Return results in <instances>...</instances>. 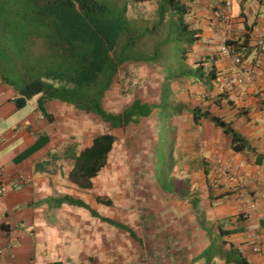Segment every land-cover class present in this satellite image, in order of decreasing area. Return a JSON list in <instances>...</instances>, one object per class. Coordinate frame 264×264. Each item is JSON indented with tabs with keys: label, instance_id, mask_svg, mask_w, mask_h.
Returning <instances> with one entry per match:
<instances>
[{
	"label": "trees",
	"instance_id": "1",
	"mask_svg": "<svg viewBox=\"0 0 264 264\" xmlns=\"http://www.w3.org/2000/svg\"><path fill=\"white\" fill-rule=\"evenodd\" d=\"M149 1L0 0V82L15 91L13 102L17 109L38 97L37 108L49 121H53L54 115L48 112V106L59 103L94 116L107 128L106 132L95 135L88 147L69 155L73 160L70 181L82 189H90L92 179L105 166L116 142L114 130L137 125L143 119H154L157 127L152 148L155 180L163 193L187 199L198 225L207 236L206 246L192 262L202 260L203 264H215L216 259L223 264H250L233 243L224 239L234 233L226 227L232 217L213 225L200 208V200L190 195L188 181L175 179V168L180 172L187 163V160L183 161L177 119L188 115L196 127L204 121L211 122L227 137L233 152L252 148L231 122L210 111L213 104L220 108L226 95L212 94L219 75L214 58L203 57L193 66L187 63L189 52L200 39V30L187 21L189 3L186 0H156L155 20L151 24L127 16L129 2ZM248 40L246 34L242 44L231 40L224 43L242 53L241 48L246 47ZM139 64L161 73L157 98L150 101L134 98L118 113L107 111L103 103L118 76L130 75L129 67ZM180 79L203 89L204 103L208 104L206 109L175 99L172 84ZM165 143L168 144L166 151ZM161 154L165 157L162 161ZM189 166L193 170L201 169L206 177L214 168L201 157L190 159ZM55 201L57 206L66 204L83 208L92 217L136 238L130 227L100 216L80 198L64 195ZM96 201L111 205V201L103 197H96ZM236 218L239 222L246 219L244 214H238ZM87 260V264H97L95 257ZM43 264L71 263L58 260ZM126 264L139 263L130 261Z\"/></svg>",
	"mask_w": 264,
	"mask_h": 264
},
{
	"label": "crops",
	"instance_id": "2",
	"mask_svg": "<svg viewBox=\"0 0 264 264\" xmlns=\"http://www.w3.org/2000/svg\"><path fill=\"white\" fill-rule=\"evenodd\" d=\"M186 1L191 7L188 22L200 30V39L192 49L200 47L203 57L214 58V67L219 75L227 76L232 68L229 61L219 54V46L227 40L242 44L246 34L249 35L248 43L241 48L244 64L248 68L256 64L260 67L252 86H238L234 93H226L220 108L211 110L213 115L231 122L252 150L233 152L227 137L209 121L197 127L194 125L198 136L193 142L198 137L206 142V154L203 156L212 166L217 156L238 166L234 183L218 178L219 184H224L219 189L217 185L209 187L205 183L206 193L209 191L206 201L211 209L207 221L216 225L218 221L232 217L226 227L234 233L224 239L233 243L250 264H264V221L261 219L264 204L260 200L264 186V115L254 95L256 87L264 89V56L256 47L258 36H264V2L237 0L230 10L232 18L228 25L221 18L225 0ZM212 94L215 96L217 93L214 91ZM15 97V91L0 82V178L7 183V192L0 198V245L9 246L8 251L0 255V264L65 261L66 258L50 257L55 243L52 238H47V230L49 237L53 236L47 215L51 212L56 214L67 206H57L52 202L53 198L69 195L65 192V185L79 188L69 178L73 166L69 155L88 147L93 138L82 147L77 140L68 142L67 134L63 135L58 124L56 110H52L57 103L48 106V112L54 115L53 121H49L37 106L27 116L22 115L21 111L28 102L24 108L17 109L13 102ZM55 134L57 138L54 139ZM183 150V161L187 160V163L182 172L185 175H203L202 170H193L189 166L190 159L202 156L199 148L190 144L186 151ZM238 214H244L246 219L237 221ZM251 233H256L254 239L249 237ZM255 248H261L262 252L257 254ZM214 262L223 264L216 259Z\"/></svg>",
	"mask_w": 264,
	"mask_h": 264
},
{
	"label": "rangeland",
	"instance_id": "3",
	"mask_svg": "<svg viewBox=\"0 0 264 264\" xmlns=\"http://www.w3.org/2000/svg\"><path fill=\"white\" fill-rule=\"evenodd\" d=\"M155 9L156 0L129 2L127 16L151 24L155 20ZM202 58L201 48L196 46L189 52L187 63L193 66ZM129 71L131 74L128 76H118L115 86L109 91L103 103L107 111L118 113L134 98L143 101L157 98L162 82L160 72L142 64L129 67ZM172 87L177 101L206 109L205 94L199 86L188 85L184 79H180ZM214 91L216 95H225L218 87ZM37 100L38 97L29 100L21 114L27 116L37 106ZM215 108L213 104L210 111ZM52 110H56L58 124L62 127L63 135L67 134V141L77 140L80 147L88 144L95 135L107 131L94 116L76 112L69 105L57 103ZM177 121L181 150L186 151L188 145L196 144L193 139L198 133L188 115ZM112 133L116 136V142L105 166L92 179L91 188H76L68 184L64 189L70 196L84 200L100 216L130 227L136 238L92 217L83 208L67 205L56 214L51 212L47 215L53 227V236L49 237L47 230V238H52L55 243L50 257L66 258L71 264H87L88 257H95L97 264H126L130 261L139 264H203L202 260L192 261L206 246L207 236L198 225L187 199L163 193L155 180L152 149L157 133L155 120L143 119L137 125ZM56 134H59V129ZM57 135L53 138H57ZM196 141L202 153L200 157L204 158L207 146L203 150L201 145L205 141L202 137L196 138ZM167 149L168 144L165 143V151ZM164 158L160 156L161 161ZM174 173L176 180L188 181L190 195L200 200V208L208 212L205 217H210L211 209L206 201L209 191L206 193L205 183L209 187L217 185L218 189L224 184H219V179L213 173L207 177L204 174L185 175L182 171L177 172L176 168ZM195 183L200 186H193ZM96 197L109 199L111 205L97 203ZM52 202L56 204L54 198Z\"/></svg>",
	"mask_w": 264,
	"mask_h": 264
},
{
	"label": "built area",
	"instance_id": "4",
	"mask_svg": "<svg viewBox=\"0 0 264 264\" xmlns=\"http://www.w3.org/2000/svg\"><path fill=\"white\" fill-rule=\"evenodd\" d=\"M237 0H225L224 6L221 12V18L224 23L229 25L231 20L230 10L233 3ZM263 1L264 0H260ZM256 47L260 54L264 56V36L259 35L257 39ZM219 54L229 61L231 72L227 76L218 75L216 79V86L225 93H234L238 86L249 85L252 86L254 80L256 79L257 73L259 71V64L254 65L253 68H248L244 64V58L242 53L225 43L219 46ZM254 95L257 101L260 103L262 114L264 115V89L256 87L254 89ZM206 142H203L201 148L206 149ZM238 172V166L223 160L221 157L217 156L214 161L213 174L216 178L222 179L228 183H234L236 180V173ZM2 172L0 171V176ZM7 192V183L0 178V198L3 197ZM261 202L264 204V186L261 191ZM255 205H252L254 207ZM261 219L264 221V209L261 212ZM250 238H255L256 233H251ZM9 246L0 245V255L6 253ZM257 254L262 252L261 248L254 249Z\"/></svg>",
	"mask_w": 264,
	"mask_h": 264
}]
</instances>
